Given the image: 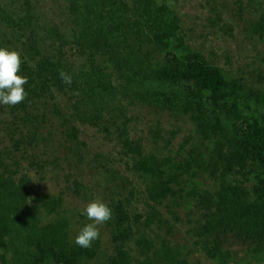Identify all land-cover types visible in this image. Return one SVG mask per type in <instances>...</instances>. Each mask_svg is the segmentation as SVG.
I'll list each match as a JSON object with an SVG mask.
<instances>
[{
    "label": "rangeland",
    "instance_id": "rangeland-1",
    "mask_svg": "<svg viewBox=\"0 0 264 264\" xmlns=\"http://www.w3.org/2000/svg\"><path fill=\"white\" fill-rule=\"evenodd\" d=\"M23 1L0 0V47L20 54L21 70L28 51L12 37L26 39L34 26L18 9ZM28 1L38 29L55 21ZM176 2L211 64L264 89V0ZM132 7L108 5L116 20H134ZM86 55L74 47L63 55L78 93L28 82L24 101L0 105V264H33L39 243L81 253L76 264H264V172L246 118L208 107L181 82L151 78L132 53L119 74ZM94 199L112 218L81 248L74 237L90 221L80 213ZM227 226L255 239L228 237L210 257L207 228Z\"/></svg>",
    "mask_w": 264,
    "mask_h": 264
},
{
    "label": "trees",
    "instance_id": "trees-1",
    "mask_svg": "<svg viewBox=\"0 0 264 264\" xmlns=\"http://www.w3.org/2000/svg\"><path fill=\"white\" fill-rule=\"evenodd\" d=\"M176 1L132 0L133 13H137L135 19L128 20L129 17L124 16L116 20L108 9L109 0H37L35 3L39 4L42 12L47 11L45 15L48 19L55 20L46 21L48 24H42V28L38 29L37 12L31 10L34 4L24 0L18 9L21 13L28 12V20L33 21L34 26L29 25L28 38L12 37L19 43L24 41V49L28 51L29 64L18 74L27 76L28 82L34 83L32 89L35 91L51 87L58 91L78 93V74L73 71V63L63 56L68 48L83 51L88 60L91 58L98 66L118 74L122 71V60L125 63L132 61L126 58V54L132 53V57L140 62L137 66L149 72L151 78L181 82L191 88L194 95L208 107L231 109L246 118L253 138L256 163L264 172V89L243 84L211 64L196 48L193 36L186 28L185 17L175 6ZM85 2H88L87 6ZM144 6L146 12H142ZM137 11H141V14L138 15ZM262 22L264 19L258 23L259 27ZM118 42L123 46H118ZM14 43L16 47H21ZM52 44L53 49L50 47ZM43 48L48 50L45 55L39 51ZM61 71L71 75L70 85L62 82ZM106 83L110 84L109 80H99L98 85L108 86ZM93 85L96 87L94 82ZM24 87L28 89V83ZM149 103L155 107L161 104L155 101ZM198 104L203 106V103ZM207 231L211 234V241L205 243L203 248L213 258L223 239H255L253 234H245L235 227L227 226L221 230L207 228ZM84 253L89 258L94 256V252ZM80 254L39 243L31 253V262L76 264Z\"/></svg>",
    "mask_w": 264,
    "mask_h": 264
},
{
    "label": "clouds",
    "instance_id": "clouds-1",
    "mask_svg": "<svg viewBox=\"0 0 264 264\" xmlns=\"http://www.w3.org/2000/svg\"><path fill=\"white\" fill-rule=\"evenodd\" d=\"M22 59L15 50L0 47V105L15 106L27 98L25 85L28 78L21 72ZM64 84L70 85L72 77L64 71L59 73ZM89 223L84 224L74 237V243L81 248H90L100 237V226L112 218V209L101 200L94 199L80 213Z\"/></svg>",
    "mask_w": 264,
    "mask_h": 264
}]
</instances>
